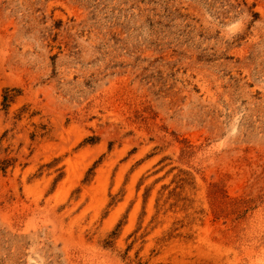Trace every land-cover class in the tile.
<instances>
[{"label": "rangeland", "instance_id": "374dc122", "mask_svg": "<svg viewBox=\"0 0 264 264\" xmlns=\"http://www.w3.org/2000/svg\"><path fill=\"white\" fill-rule=\"evenodd\" d=\"M0 264H264V0H0Z\"/></svg>", "mask_w": 264, "mask_h": 264}]
</instances>
